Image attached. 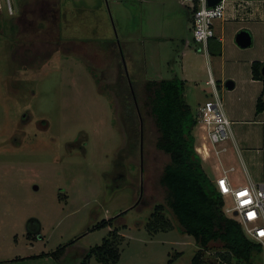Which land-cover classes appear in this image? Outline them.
Instances as JSON below:
<instances>
[{
    "label": "rangeland",
    "instance_id": "obj_1",
    "mask_svg": "<svg viewBox=\"0 0 264 264\" xmlns=\"http://www.w3.org/2000/svg\"><path fill=\"white\" fill-rule=\"evenodd\" d=\"M12 1L18 15L0 1V264H82L115 226L114 264H191L200 247L168 206L170 156L157 147L148 89L150 78L181 71L190 11L180 0ZM240 25L225 24V64L214 60L228 76L218 91L226 107V80H243L251 58L264 61V20ZM240 30L250 46L237 42ZM191 45L192 78L214 98L204 57L194 54L203 45ZM160 204L172 227L153 232L147 224ZM110 218L114 226L91 230ZM223 249L213 242L204 255L217 264Z\"/></svg>",
    "mask_w": 264,
    "mask_h": 264
},
{
    "label": "trees",
    "instance_id": "obj_2",
    "mask_svg": "<svg viewBox=\"0 0 264 264\" xmlns=\"http://www.w3.org/2000/svg\"><path fill=\"white\" fill-rule=\"evenodd\" d=\"M210 53L222 54L220 40H217L215 47L210 46ZM263 64L258 60L252 63L253 76L263 79L257 114L264 110ZM186 88V81L179 77L148 81L151 110L160 131L157 147L170 156L162 175V183L168 189V206L183 232L193 236L200 247L192 257L191 264H214L204 255L205 249L213 242H219L224 248L217 253V264H253L256 256L262 254L263 246L246 235L237 219L227 215L224 197L203 166V159L195 147L197 118L186 100ZM134 93L133 89L136 105ZM164 210L163 204L155 207L151 214L152 220L147 224L151 231H164L172 227ZM116 218L103 219L91 230L114 226ZM119 227L115 226L101 244L92 247L82 264H88L92 256L99 264L118 262L121 257L119 240L122 236ZM63 249V246L60 247L55 254ZM171 262L170 259L169 264Z\"/></svg>",
    "mask_w": 264,
    "mask_h": 264
},
{
    "label": "crops",
    "instance_id": "obj_3",
    "mask_svg": "<svg viewBox=\"0 0 264 264\" xmlns=\"http://www.w3.org/2000/svg\"><path fill=\"white\" fill-rule=\"evenodd\" d=\"M229 19L234 20L230 13H228L225 20H220L219 27L216 25V37L209 41L207 49H205L203 46L205 52H194V54H200V56L204 57L203 67L208 74L205 84L212 86L213 93L214 86L209 83L210 78L214 80L218 91L219 86L223 84L224 79L228 78V76H224V72H221L220 74V70L218 71V74L215 72L214 68L216 69V66L214 60L219 58L223 60V65L225 64L227 44L221 35L224 31L225 24ZM235 20L241 23L238 29H247L248 26L245 24H248L249 22H255L260 19H250L245 22L239 19ZM192 28L193 24L190 14L187 29L192 33ZM217 40H220L222 43L221 55L210 53V46L215 47ZM193 41V33L192 41H190V39L186 36L182 37V46L177 49V54H179L181 57V71L175 72V68H173L172 73H175L176 76L174 77H179L186 81V100L192 106V108L196 106V110L194 112L196 115L199 106L209 99V97H205L208 95L206 88H202L200 83L196 82V80L192 78L190 72L191 66H189L187 63V57L192 50L190 49L192 46L191 42ZM195 43L201 44L198 42ZM254 61L255 60H252V58L248 61V75L243 78V80L238 81V79L235 78L233 91H229L233 88L227 86V82L230 80H226V86L228 90L223 91L227 95L229 94L228 96H231V102L227 107L224 105V111L232 121V125L237 126H235L234 129L232 128V138L211 147L210 156L206 154L204 156L201 155L202 159H204L203 166L213 182H215L217 177L223 175H226L230 181L236 185H245L250 182L264 181V110L261 113H256L257 101L263 89V79L255 78L253 76L252 63ZM258 61L264 63L263 60ZM153 66L158 68V65L153 64L152 69L154 73H157V76L160 75L161 72H159V70L156 71ZM222 71H224V69ZM150 79L160 80L164 78L152 77ZM239 88L241 91H239L240 93L238 96L232 95L238 91ZM194 135L195 147L197 149V147H201V145L206 142L204 130L198 123L194 128ZM205 162L208 164H205Z\"/></svg>",
    "mask_w": 264,
    "mask_h": 264
},
{
    "label": "built area",
    "instance_id": "obj_4",
    "mask_svg": "<svg viewBox=\"0 0 264 264\" xmlns=\"http://www.w3.org/2000/svg\"><path fill=\"white\" fill-rule=\"evenodd\" d=\"M1 1V0H0ZM180 3L192 17L193 40L201 43L205 49L209 41L216 37L217 20L226 19L230 13L233 19L243 22L250 19L264 20V0H220L210 5L208 0H180ZM9 12L16 13L12 0H7ZM209 83L214 86V98L207 99L197 110V123L205 134L204 144L197 147L200 155L210 156V149L233 136L232 121L224 111V102L219 95L215 82L210 78ZM218 191L226 198L230 197L231 206H224L225 211L231 212V217L237 219L244 227L246 235L263 246L264 254V181L250 182L236 185L226 176H219L215 180Z\"/></svg>",
    "mask_w": 264,
    "mask_h": 264
},
{
    "label": "water",
    "instance_id": "obj_5",
    "mask_svg": "<svg viewBox=\"0 0 264 264\" xmlns=\"http://www.w3.org/2000/svg\"><path fill=\"white\" fill-rule=\"evenodd\" d=\"M210 5H215L217 4L220 0H208ZM236 40L237 42L241 45V46H250L252 43V36L250 34L249 31L247 30H241L237 36H236ZM262 74L264 75V65L262 66ZM227 86H229L230 88L234 87V81L230 80L227 82Z\"/></svg>",
    "mask_w": 264,
    "mask_h": 264
},
{
    "label": "snow or ice",
    "instance_id": "obj_6",
    "mask_svg": "<svg viewBox=\"0 0 264 264\" xmlns=\"http://www.w3.org/2000/svg\"><path fill=\"white\" fill-rule=\"evenodd\" d=\"M261 235H264V231L261 232Z\"/></svg>",
    "mask_w": 264,
    "mask_h": 264
},
{
    "label": "flooded vegetation",
    "instance_id": "obj_7",
    "mask_svg": "<svg viewBox=\"0 0 264 264\" xmlns=\"http://www.w3.org/2000/svg\"><path fill=\"white\" fill-rule=\"evenodd\" d=\"M19 12V11H18ZM18 12H16V14L18 15ZM20 14V13H19Z\"/></svg>",
    "mask_w": 264,
    "mask_h": 264
}]
</instances>
